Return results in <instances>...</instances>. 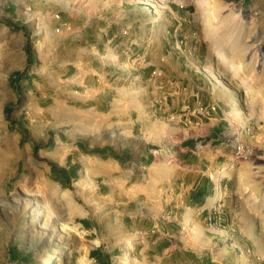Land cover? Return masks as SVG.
<instances>
[{
    "label": "rangeland",
    "instance_id": "374dc122",
    "mask_svg": "<svg viewBox=\"0 0 264 264\" xmlns=\"http://www.w3.org/2000/svg\"><path fill=\"white\" fill-rule=\"evenodd\" d=\"M124 1L118 6L123 23V14L129 15V10L148 12L152 19L165 18L152 26L156 29L152 38L159 40H164L171 11H188L196 52L185 50L180 57L173 43L170 52L148 53L146 62L154 63L159 54L170 61H178V56L183 62L197 61L200 81L213 89L231 138L248 147L249 157L235 160L226 172L229 182L237 184L229 206L246 221H255L259 243L249 242L247 248L251 255L258 252L264 262V0ZM60 34L54 31L28 41L42 68L58 61L52 69L56 76L67 61L61 56L66 54L55 49ZM14 45V36L0 30V264H98L89 252L100 242L108 245L113 264H132L125 253L133 245L132 213L136 208L146 212L150 191L162 178L163 164L144 170L146 174L128 176L124 166L113 167L93 153L106 143H128L130 133L121 131L130 128L128 124L104 131L106 122L101 116L82 114L61 103H38L31 96L19 97L10 80L9 56ZM154 70L160 73L155 76L167 73ZM133 86L134 107H142L143 85L136 82ZM150 95L145 96V106L147 98L152 107L160 108L155 95ZM135 127L139 129L140 123ZM156 130L144 129L147 134ZM149 147L157 150L158 159L168 158L160 141L152 140ZM226 154L222 160L229 163L232 156L229 151ZM38 210L41 220L35 218Z\"/></svg>",
    "mask_w": 264,
    "mask_h": 264
},
{
    "label": "crops",
    "instance_id": "0c3cea01",
    "mask_svg": "<svg viewBox=\"0 0 264 264\" xmlns=\"http://www.w3.org/2000/svg\"><path fill=\"white\" fill-rule=\"evenodd\" d=\"M121 2L0 0V30L15 39L9 61L13 67L10 80L18 96L101 116L106 122L104 131L128 124L130 128L121 130L130 133L128 143H106L93 151L113 167L124 166L128 176L132 172L134 176L146 174L163 164L162 178L150 191L146 212L136 208L132 213L133 245L125 250L132 264H264L258 252L251 255L247 248L249 242L259 243L255 221H246L229 206L237 184L230 183V175L223 171L235 162L226 117L214 101L213 89L200 81L197 61L188 63L180 58L185 50L196 52L195 34L188 30V11L172 10L164 40H159L152 38L156 32L152 26L165 18L152 19L148 12L129 10V15L123 14V23L118 12ZM55 13L60 14L61 22L54 19ZM59 24L61 34L55 49L65 53L61 56L67 61L56 76L52 69L58 61L44 69L38 57L31 51L28 55L26 45L29 39L52 34ZM173 43L179 48L178 61L159 54L154 63L146 62L148 53L170 52ZM154 69L167 73L155 76ZM136 82L143 85V105L138 108L134 107ZM150 94L155 95L160 108L152 107L147 98L145 106V96ZM211 103L217 104V109L208 117L191 113L196 106ZM173 113L180 117L177 121L169 120ZM186 116L191 123L184 122ZM136 122L140 123L137 130ZM145 127L157 130L147 134ZM152 140L164 145L169 159H158L157 150L149 147ZM120 147L127 150L115 149ZM227 151L232 156L229 163L222 160ZM220 198L221 219L209 222L211 208ZM96 246L90 252L106 255L113 264L108 245L100 242Z\"/></svg>",
    "mask_w": 264,
    "mask_h": 264
},
{
    "label": "built area",
    "instance_id": "2783aa9c",
    "mask_svg": "<svg viewBox=\"0 0 264 264\" xmlns=\"http://www.w3.org/2000/svg\"><path fill=\"white\" fill-rule=\"evenodd\" d=\"M54 19L58 22H61L60 14L55 13ZM60 25L61 24L56 25L54 27L55 32H60V29H61ZM153 73L158 74V75L160 74V73H157L156 71H153ZM216 109H217V104H215V103H211V104H207V105H198L195 108L191 109V113L195 114V115H199L201 117H208L210 115L211 111H214ZM179 118L180 117L178 116V114H172L169 116L170 121H177ZM183 120L187 124L191 123V119L187 116L183 117ZM228 143H229V147L231 149V152L233 154L234 161L246 159L249 157L250 151H249L248 147L246 146V144L244 143V141L237 139V138H235V139L231 138ZM221 201H222V198L217 199L216 203L211 208V211H210L209 217H208L209 222L219 221L221 219V216L223 213V207H222Z\"/></svg>",
    "mask_w": 264,
    "mask_h": 264
},
{
    "label": "trees",
    "instance_id": "16d2710c",
    "mask_svg": "<svg viewBox=\"0 0 264 264\" xmlns=\"http://www.w3.org/2000/svg\"><path fill=\"white\" fill-rule=\"evenodd\" d=\"M26 52L28 53V55L30 54V46H29V44L26 45ZM28 61H29V63H31L29 57H28ZM5 111H6V118H7L8 115H9L8 114V112H9L8 107L5 108ZM90 255L92 257H94L99 264H111L109 259L106 257V255H102V254H100L99 252H96V251L90 252Z\"/></svg>",
    "mask_w": 264,
    "mask_h": 264
},
{
    "label": "bare ground",
    "instance_id": "6f19581e",
    "mask_svg": "<svg viewBox=\"0 0 264 264\" xmlns=\"http://www.w3.org/2000/svg\"><path fill=\"white\" fill-rule=\"evenodd\" d=\"M210 6H211V5H210ZM210 26H211V25H210ZM212 27H213V26H212ZM213 53H216V50H214ZM228 71L231 72V71H233V70H232V69H228ZM257 159H259V157H257ZM230 168H231V167L227 165V166H225V168L223 169V171H226V172H227V171L230 170ZM35 207H37V206H35ZM37 208H38V207H37ZM35 214H36V213H35ZM35 218H36L37 220H39L40 218L42 219V211H39V210H38ZM36 219H35V220H36ZM41 219H40V220H41ZM48 261H49V260H48ZM47 264H51V262H49V263H47Z\"/></svg>",
    "mask_w": 264,
    "mask_h": 264
}]
</instances>
